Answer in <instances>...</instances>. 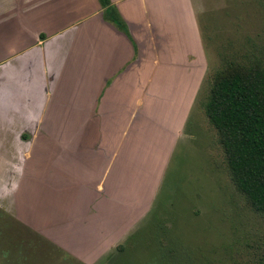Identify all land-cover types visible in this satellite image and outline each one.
<instances>
[{
	"label": "rangeland",
	"instance_id": "374dc122",
	"mask_svg": "<svg viewBox=\"0 0 264 264\" xmlns=\"http://www.w3.org/2000/svg\"><path fill=\"white\" fill-rule=\"evenodd\" d=\"M193 4L205 74L191 91L184 115L178 116L174 110L180 112V107L170 103L144 106L129 122L136 130H129L120 145L112 130L92 139L98 148L111 149L110 158L118 152L115 174L107 181L124 186L118 196L125 189L135 196L146 188L144 200L130 206L141 217L135 230L124 237V225H117L123 235L92 264H264V213L252 208L232 182L218 132L204 107L213 76L226 60L251 53L264 57V0ZM174 95L178 98L179 92ZM172 96V91L160 90L155 97ZM167 117H177L180 125L175 124L170 136L164 126ZM58 128L47 123L42 137L16 142L24 151V142H29L31 154H0V264H84L76 258L78 251L60 246L69 236L78 242L73 222L84 225L91 215L105 217L108 211L124 209L95 198L102 193L112 197L117 186L100 185L97 193L83 179L88 189L77 186L76 171L85 166L84 172L97 177L95 164L103 161L94 155L74 158L76 139L68 141L71 150H62L55 136ZM78 141L87 146V140ZM58 196L63 200L57 201Z\"/></svg>",
	"mask_w": 264,
	"mask_h": 264
},
{
	"label": "crops",
	"instance_id": "0c3cea01",
	"mask_svg": "<svg viewBox=\"0 0 264 264\" xmlns=\"http://www.w3.org/2000/svg\"><path fill=\"white\" fill-rule=\"evenodd\" d=\"M110 1L127 32L104 18L98 0H0V154H31L29 142L25 151L16 142L42 137L43 125L53 122L59 124L55 136L62 150H71L68 141L76 139L74 158L94 155L103 161L95 164L97 177L84 172L85 166L76 171L77 186L88 189L85 184L91 183L95 193L100 185L119 188L112 197L95 198L124 209L91 215L84 225L73 222L78 242L72 236H65L71 243L57 242L63 250L78 251L84 264L116 244L123 235L117 225H124V237L135 230L141 217L132 207L144 200L146 189L135 196L125 189L118 196L124 186L107 184L118 152L110 158L111 149L98 148L92 139L112 130L120 145L136 130L129 122L144 106L170 103L183 116L205 74L193 0ZM160 90L172 91V98L159 100ZM177 117L164 120L169 136L180 126Z\"/></svg>",
	"mask_w": 264,
	"mask_h": 264
},
{
	"label": "trees",
	"instance_id": "16d2710c",
	"mask_svg": "<svg viewBox=\"0 0 264 264\" xmlns=\"http://www.w3.org/2000/svg\"><path fill=\"white\" fill-rule=\"evenodd\" d=\"M98 1L104 18L127 32L111 1ZM204 107L232 182L264 213V57L251 53L226 60L213 76Z\"/></svg>",
	"mask_w": 264,
	"mask_h": 264
}]
</instances>
